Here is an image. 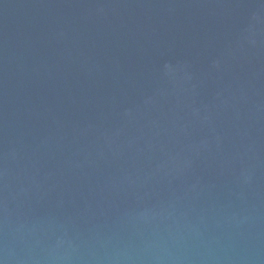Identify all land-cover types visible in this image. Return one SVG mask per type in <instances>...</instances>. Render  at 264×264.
<instances>
[{
    "label": "water",
    "instance_id": "obj_1",
    "mask_svg": "<svg viewBox=\"0 0 264 264\" xmlns=\"http://www.w3.org/2000/svg\"><path fill=\"white\" fill-rule=\"evenodd\" d=\"M0 264H264V0H0Z\"/></svg>",
    "mask_w": 264,
    "mask_h": 264
}]
</instances>
